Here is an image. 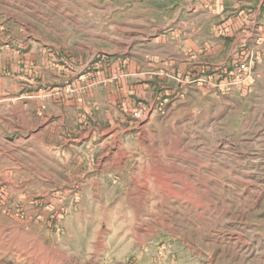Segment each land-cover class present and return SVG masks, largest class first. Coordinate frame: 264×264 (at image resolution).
<instances>
[{"label": "rangeland", "instance_id": "1", "mask_svg": "<svg viewBox=\"0 0 264 264\" xmlns=\"http://www.w3.org/2000/svg\"><path fill=\"white\" fill-rule=\"evenodd\" d=\"M223 4L0 0V264H264V0Z\"/></svg>", "mask_w": 264, "mask_h": 264}, {"label": "crops", "instance_id": "2", "mask_svg": "<svg viewBox=\"0 0 264 264\" xmlns=\"http://www.w3.org/2000/svg\"><path fill=\"white\" fill-rule=\"evenodd\" d=\"M221 1H222V4H223L224 3V0H221ZM248 1H251V3H252L254 0H248ZM243 4H244V2H243Z\"/></svg>", "mask_w": 264, "mask_h": 264}]
</instances>
